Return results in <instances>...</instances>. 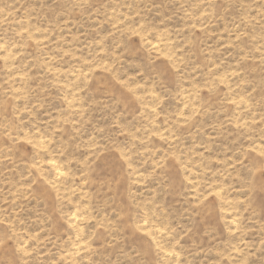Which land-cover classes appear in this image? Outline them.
<instances>
[{
  "label": "rangeland",
  "instance_id": "374dc122",
  "mask_svg": "<svg viewBox=\"0 0 264 264\" xmlns=\"http://www.w3.org/2000/svg\"><path fill=\"white\" fill-rule=\"evenodd\" d=\"M0 264H264V0H0Z\"/></svg>",
  "mask_w": 264,
  "mask_h": 264
}]
</instances>
